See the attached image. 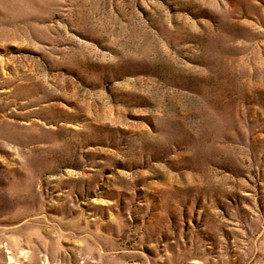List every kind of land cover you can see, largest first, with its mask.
Segmentation results:
<instances>
[{
	"label": "rangeland",
	"instance_id": "1",
	"mask_svg": "<svg viewBox=\"0 0 264 264\" xmlns=\"http://www.w3.org/2000/svg\"><path fill=\"white\" fill-rule=\"evenodd\" d=\"M0 264H264V0H0Z\"/></svg>",
	"mask_w": 264,
	"mask_h": 264
}]
</instances>
